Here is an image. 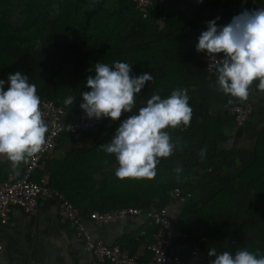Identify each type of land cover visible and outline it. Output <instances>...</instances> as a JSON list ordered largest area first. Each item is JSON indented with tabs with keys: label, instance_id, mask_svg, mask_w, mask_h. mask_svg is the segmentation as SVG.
<instances>
[{
	"label": "trees",
	"instance_id": "1",
	"mask_svg": "<svg viewBox=\"0 0 264 264\" xmlns=\"http://www.w3.org/2000/svg\"><path fill=\"white\" fill-rule=\"evenodd\" d=\"M251 1L201 0V3L214 14L219 11L220 18L228 16L231 19L245 10L249 11ZM117 2L116 9L111 11L107 6L108 0H0V79L5 80V88L8 76L20 71L27 75L30 84L37 86L48 81L52 91L42 100L61 103L71 97L74 109H80L82 93L90 91L86 87L87 77L95 73L89 72V68H94L84 67V63L88 62L83 56L85 49L96 52L93 65L101 62L112 67L116 62H125L132 65L133 75L152 74L153 80L137 94L132 112L122 114L115 122L104 118V124L96 131L102 132L108 127L111 134L107 138L91 148L79 149L85 151L82 158L73 160L71 156L65 157L63 161L68 164L63 165L62 172L56 174V169H47L53 187L80 211L82 221L87 220V215L90 218L94 213L125 207H164L171 201L173 187L190 189L192 177L209 168L216 154H225L223 144L231 141L234 147L244 137V127L247 126L236 128L229 113L211 116L205 99L187 93L193 110L190 126L186 130L183 127L168 129L173 142L179 140V145L170 157L160 160L156 177L150 181L118 179L115 176L118 167L115 156L107 154L104 146L110 143L120 123L127 116L138 114L153 94H159L163 99L170 96L173 90L186 89L189 58L207 53L196 51L201 34L197 31L198 20L181 19L179 1L166 0L161 6L147 9L145 19L142 18L144 11L137 7L134 0ZM15 14L22 20V26L13 30L8 19ZM140 23H150V32L140 35L131 33ZM44 34L45 49L49 50L51 59L46 75L35 70L36 45ZM15 45L26 49L12 53L10 49ZM30 47L32 50H27ZM217 56L222 57V54ZM217 76L218 73L209 82L212 83ZM257 85L258 81H254L251 86L255 90L252 98L256 101L259 94L261 99L253 102L247 121L259 126L253 158L234 176H221L222 186L200 208V214L221 218L233 212L236 201L228 194L226 184L246 195L245 218L237 227V232L242 234L239 242L246 240L245 246L259 258L264 256V91L258 90ZM237 104L231 103L230 108ZM225 119L236 128L231 138ZM81 141L67 143L60 137L50 152L70 148ZM202 149H206L203 158L199 155ZM177 167L182 168L179 178L175 172ZM93 204L95 208H92ZM211 248L207 244L205 253Z\"/></svg>",
	"mask_w": 264,
	"mask_h": 264
},
{
	"label": "clouds",
	"instance_id": "2",
	"mask_svg": "<svg viewBox=\"0 0 264 264\" xmlns=\"http://www.w3.org/2000/svg\"><path fill=\"white\" fill-rule=\"evenodd\" d=\"M201 2V0H197ZM197 52L216 58L222 54L217 67V90L239 102H246L254 81L264 91V8L245 10L223 27L209 21L196 45ZM91 71V69H90ZM95 76L87 77L80 108L88 119L120 120L122 114L132 112L136 96L153 77L149 72L132 74V65L116 62L110 67L98 62ZM0 79V157L6 158L13 170L27 164L46 143L48 125L40 109V97L35 84L20 71ZM186 89L173 90L167 98L153 94L138 114L127 116L116 129L110 143L104 146L107 154L114 155L118 167L115 176L120 180H152L162 158L170 157L179 145L168 129H187L192 119ZM70 103L73 101L70 100ZM228 103H233L229 99ZM206 149L199 153L204 157ZM177 178L182 168L175 169ZM210 264H264V256L247 250L234 254H217L215 248L207 251Z\"/></svg>",
	"mask_w": 264,
	"mask_h": 264
},
{
	"label": "crops",
	"instance_id": "3",
	"mask_svg": "<svg viewBox=\"0 0 264 264\" xmlns=\"http://www.w3.org/2000/svg\"><path fill=\"white\" fill-rule=\"evenodd\" d=\"M166 0H163V3ZM176 1V0H173ZM179 16L183 20H198L197 31L202 33L207 30L209 21L215 20L216 26L223 27L231 22L227 16L222 19L219 17V11L212 13L207 6L197 0H178ZM149 28V31L150 32ZM92 55L88 58L95 59L96 52L91 51ZM93 56V57H92ZM202 54L189 58L187 65L188 95L205 99L208 103V110L211 116L223 115L229 113V99H233V104L240 103L235 98L224 95L217 90V78L212 83L204 73L201 65ZM95 57V58H94ZM91 60L84 63L85 69L92 67ZM95 72V71H94ZM39 84L36 86L37 95L43 98L44 95L52 91V87L42 84L39 90ZM44 93H43V92ZM71 98V97H70ZM261 99L257 97V100ZM256 100V101H257ZM74 103V100H73ZM230 127V138L235 134L236 128L229 123L228 119L224 121ZM106 127V126H105ZM251 130V135H249ZM257 124L252 121V124L247 123L245 127V135L238 140L233 147L230 142L223 144L225 154H216L214 162L206 170H202L199 174L194 175L191 179V188L187 189L192 192L196 181H200L203 175L208 173L230 176L232 172L235 174L239 169L248 165L253 158V145L257 136ZM111 132L106 127L104 131H95L85 135L80 144H76L66 149H56L49 152L41 160L37 170L33 174V179L37 180L41 175H49L47 169H56V174L63 171V161L65 157H73V160L82 158V153L79 149L91 148L95 143H98L103 138H107ZM247 139H246V138ZM245 138V139H244ZM71 150V151H70ZM25 164H21L16 170H13L10 162L3 157H0V179L15 181L19 179L23 173ZM50 171V170H49ZM229 174V175H226ZM231 175L230 177L234 176ZM221 178V176L219 177ZM51 183L52 177H50ZM218 179V178H217ZM217 186L220 185L216 183ZM53 186V185H52ZM209 186L215 187L208 183H201L199 187L203 191L209 189ZM220 188V186H219ZM211 189V188H210ZM218 189V188H216ZM207 191V190H206ZM213 194V193H212ZM205 196L200 189V195L194 200L192 199L187 204H180L175 201H170L168 205L169 216L175 226L181 228L188 233L187 238L191 241L203 239V250H206V245L210 244L212 248L217 247V241L210 235L214 227V221L217 217H206L200 214V208L209 200L210 196ZM95 204L92 205V208ZM153 208V207H151ZM94 211H92L93 213ZM94 215V214H93ZM93 215L85 216L87 220H83V225L86 231L97 240H101L106 245H118L123 250L130 254L137 255L141 259L147 261L150 258V252L147 249L153 236V227L144 217H132L121 223H111L104 226H97L93 221ZM213 223V224H212ZM208 233V234H207ZM186 243V242H185ZM204 250V251H205ZM217 250V249H216ZM208 251V249H207ZM218 254V253H217ZM215 257H208L214 260ZM0 264H98L93 259L92 255L84 248L80 239L69 230L66 225L59 222L56 205L50 202H43L32 214H23L18 209H13L7 225L0 224Z\"/></svg>",
	"mask_w": 264,
	"mask_h": 264
},
{
	"label": "built area",
	"instance_id": "4",
	"mask_svg": "<svg viewBox=\"0 0 264 264\" xmlns=\"http://www.w3.org/2000/svg\"><path fill=\"white\" fill-rule=\"evenodd\" d=\"M134 2L144 11L143 19L147 17L145 12L147 9L163 5V0H134ZM200 59L206 76H215L222 57L212 58L202 55ZM254 92L255 90L250 88L247 101L240 102L229 109L236 128H243L246 125L253 110ZM70 100L73 101L70 97L61 103L41 100L40 109L48 125L46 143L42 151L25 164L19 179L15 181L0 179V224H8L13 209L28 215L43 202H50L56 205L60 224L66 225L75 237L82 241L84 248L98 264H209L208 256L203 250L204 240L187 242V234L176 228L171 220L168 205L159 209L125 207L93 215V221L97 226L121 223L132 217H144L153 227L152 240L147 247L150 258L145 261L118 245L109 246L101 240L94 239L86 231L80 211L63 193L52 186L49 175L44 174L37 180L33 179V174L41 160L60 137H63L67 143L79 142L83 136L95 132L104 124V118L88 119L81 108L74 109V103H70ZM192 198L191 191L182 190L179 186L171 190L172 201L187 204Z\"/></svg>",
	"mask_w": 264,
	"mask_h": 264
},
{
	"label": "rangeland",
	"instance_id": "5",
	"mask_svg": "<svg viewBox=\"0 0 264 264\" xmlns=\"http://www.w3.org/2000/svg\"><path fill=\"white\" fill-rule=\"evenodd\" d=\"M176 1H178V0H176ZM117 5H118L117 0H108L107 6L111 11L116 9ZM249 8H250L249 11H254L257 8H264V0L261 2L251 1ZM232 18H231V20H232ZM8 21H9L10 26L13 30L19 29L22 26V20L16 14L14 16L10 17L8 19ZM149 28H151L150 23H148V24L140 23V24L136 25L135 28H133L131 30V33H133L134 35H140L142 33L146 34V33H149L148 32ZM41 39L42 40L39 39V42H37V45H36L37 49H36V55H35V63H37V64H35V63L34 64H35V70H39L46 75L48 68L50 66V63H51L50 62L51 59H50L49 50L45 49V44H46L45 34ZM25 49L26 48L21 46V45H15L14 47H12L10 49V51H12V53H16L20 50H25ZM28 49L32 50L31 47L27 48V50ZM90 54L92 55V52L89 51V49H85L83 56H85L89 61L91 60L90 63H93L95 59L88 58V56H90ZM93 66H95V64ZM89 72H91V74L94 73V69H91V71H90V68H89ZM91 76L94 77L95 73H94V75H91ZM148 83L149 82H147L146 85H148ZM42 84H46L48 86V81L45 80ZM41 86L42 85L39 86V90L41 89L40 88ZM253 102H256V101L253 100ZM251 124H252V122H251ZM261 126L262 125H260V128H261ZM247 129H248V132L251 130L250 128H247ZM256 129L259 130V126H257ZM251 133L252 132L250 131L249 135H251ZM213 173H215V172H213ZM213 173H210V174L208 173V175H206V176L203 175L202 178L200 179V181L195 182L196 184H195V186H193L194 188L191 189L192 192L194 193L193 194L194 198H192L193 200L195 198H197V196H201L200 195V189H201L202 193L206 194L205 196H208V195L212 194L214 191L218 190L219 186L220 187L222 186V185L217 186L216 183L222 184L221 178H219V177L224 176V175H218V174H213ZM233 174L234 173L232 172L231 175H233ZM226 175H229V174H226ZM225 177H229V176H225ZM201 183H208L210 185H216V186L215 187L209 186L208 187L209 189H206L207 191L206 190L203 191L202 188L199 187V184H201ZM225 186H226V190H227L228 194L232 197V199H234V201H236V207L233 210V212L228 213V214L224 215L223 217L219 218L218 220L214 221V227H213L210 235L212 237H214V239L217 241V243H216V245H217L216 248L218 250L217 253L219 255L225 251H229V252L234 254L237 250H247L249 252H252L250 249H248L245 246L246 240H244L243 242H239V238L242 234H239L237 232V227L240 225V223L245 218L244 213H245V209H246V200H245L246 195L241 194L240 191H238L237 189H234L231 185L226 184ZM216 188H218V189H216Z\"/></svg>",
	"mask_w": 264,
	"mask_h": 264
}]
</instances>
